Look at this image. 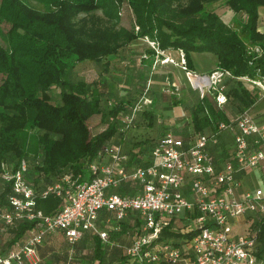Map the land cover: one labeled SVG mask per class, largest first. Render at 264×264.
<instances>
[{
    "label": "trees",
    "instance_id": "16d2710c",
    "mask_svg": "<svg viewBox=\"0 0 264 264\" xmlns=\"http://www.w3.org/2000/svg\"><path fill=\"white\" fill-rule=\"evenodd\" d=\"M33 1L48 10L40 12L25 0H0V105L4 109L0 112V208H10L8 197L12 194V186L1 178L2 162L7 155L22 157L28 154L19 144L26 129L44 133L37 136V149L42 151L39 153L42 169L38 176L45 177V181L61 174H85L104 145L118 136L122 138L121 121L117 117L127 108L120 104L107 113V129L95 136L91 134L88 122L93 116L102 114L108 87L106 84L105 87H91L84 82H71L69 71L80 62L101 63L118 54L124 46L147 38L160 52L182 51L188 71L195 70L191 53H211L218 59V70L234 78L264 79V33L258 30L259 8L264 7V0H225L235 14L233 27L213 10L222 0H185V3L184 0H105L109 3L107 14L124 3L132 11L138 32L123 31L121 34L111 30L86 32L75 28L73 20L77 15L96 10L104 0ZM241 12L247 15L246 21L237 18ZM156 53L151 51L153 57ZM53 87L61 90V105L52 102L50 91ZM236 92L233 90L232 94L244 105L253 102H246V96ZM204 111L205 106L200 105L194 116L198 132L208 124V118L202 117ZM211 111L217 118L218 113ZM111 116L115 117L112 122L109 121ZM146 145V142L134 144L141 152L131 154L132 162H138L142 152L151 148ZM26 158L34 159L32 155ZM31 176L29 170L27 178L33 184ZM137 188V184L127 182L113 192L131 195ZM61 206L62 200L53 195L37 202V208L47 215L54 214ZM108 217L112 214L100 213V228H104L102 225ZM249 218L254 216H247ZM255 219L251 234L259 241L256 254L259 263L264 264V217ZM34 225L29 221L18 222L15 226L0 223V229L8 230L10 237L7 243H2L0 257L16 250ZM126 228L123 226L120 233L111 232V239L122 235ZM198 233V229L181 232L166 228L159 241L189 240ZM58 238L67 242L63 232L44 239L39 247L41 264H67L69 260L71 264H128L119 247L103 244L92 233H86L75 244L72 255L57 250ZM90 239L93 247L84 253L83 245Z\"/></svg>",
    "mask_w": 264,
    "mask_h": 264
},
{
    "label": "built area",
    "instance_id": "2783aa9c",
    "mask_svg": "<svg viewBox=\"0 0 264 264\" xmlns=\"http://www.w3.org/2000/svg\"><path fill=\"white\" fill-rule=\"evenodd\" d=\"M182 66L187 70L185 60ZM222 77L223 73L217 72L211 77L195 75L191 80L207 79L210 89V80L217 83ZM255 84L262 88L263 99L264 79ZM205 86L208 85L196 87L202 96ZM142 103L152 102L145 99ZM142 103H137L133 111L137 112ZM113 120L111 117L110 121ZM133 122L134 116L127 117L121 133ZM234 127L238 130L234 153L224 169L217 172L210 146H218L221 134ZM126 142V137H122L104 145L89 165L87 175L65 174L43 189L27 178L30 160L2 164L1 178L12 186V194L8 197L10 208H0V223L15 226L29 221L35 225L16 250L0 257V264H41L39 247L48 235L56 232H63L70 245L86 233L97 235L103 244L109 245L110 232L98 226L102 211L113 215L116 225L111 230L115 232H120L122 224L135 215L137 235L124 248L128 264H261L256 254L259 241L254 235L233 237V221L247 215L264 217V188L243 191L236 181V174L245 170L264 172V122L256 120L250 109L243 110L232 123H220L190 145L171 133L165 134L144 165L130 167ZM40 160L38 156L33 162L39 164ZM123 182L137 184L136 192H113ZM51 195L60 198L62 206L47 215L37 208V202ZM187 212L190 229H198L199 233L181 245L159 241L171 220ZM106 222L110 224V218Z\"/></svg>",
    "mask_w": 264,
    "mask_h": 264
},
{
    "label": "rangeland",
    "instance_id": "374dc122",
    "mask_svg": "<svg viewBox=\"0 0 264 264\" xmlns=\"http://www.w3.org/2000/svg\"><path fill=\"white\" fill-rule=\"evenodd\" d=\"M25 1L29 6L40 12H46L48 10L36 1ZM185 2L186 1L184 0V3ZM108 6L109 3L104 0V3L99 4L96 10L77 15L73 20L75 28L86 32L111 30L117 34L124 33L123 31L132 32L133 30L138 32V28L134 27V17L127 3L117 6L116 9L110 11V14H107L109 12L107 11L109 8ZM213 10L216 11L227 25L233 27L232 20L235 14L226 4L225 0L216 3ZM237 18L241 19V21H246L247 15L244 12H241L237 15ZM151 51H157L156 57L152 56ZM166 54L168 56H166ZM182 57L183 55L181 51L175 50H170L164 55L153 42L147 38H142L124 46L118 54L103 59L101 63H94L90 60L78 63L71 71H69L68 79L71 82H84L91 87H105L106 84L109 87L102 102V114L93 116L88 122L91 134L95 136L107 129V113L111 111L113 106L119 105L122 101L130 103L132 106V104L142 103L145 99L151 100L156 98L155 103L151 108L153 109L152 113L154 115L153 127L149 126L148 119H144L141 122L132 123L131 127L127 128L124 133H121V136L126 137L127 143H129L128 149L131 150L134 144L140 142H146V146L150 147L169 129L187 135L188 138L192 137V128L188 121L190 105L193 103L195 105L201 100L200 96L202 95L199 94L201 92L196 88L197 86L194 87L199 90V92H190V88L182 87V80L180 79L185 78L187 80V78L190 79V77L192 78L195 76L190 75V73L187 74V71L182 69ZM196 60H200V58ZM151 61L152 64H149ZM198 64L200 65V61ZM173 81L177 83L176 86L172 85ZM183 81L186 82L185 80ZM188 83H190V80ZM176 87H178V89H176ZM205 87V93L210 94L212 99L217 96V92L222 93V91H228V87L227 90L218 87V90L220 91H209V85ZM257 88L261 93L262 88ZM60 92L61 90L58 87H53L50 91L52 102L55 105L62 104ZM174 96H177V98L184 103L182 109H170L169 106H171V100ZM255 100L258 101V95L255 96ZM257 105L260 107H258L257 118L261 119L259 122H264V99L259 100ZM3 110V106L0 105V112ZM129 110L130 109H126L124 112L129 113ZM122 126L123 125L120 126V132ZM43 134L44 133H40L35 129H26V132L21 134L19 144L22 149L24 148L25 151H27L28 156L32 155L34 158L40 156L39 153L42 151L37 149V136H43ZM118 138L120 139L121 137L119 136ZM129 138L130 140H128ZM27 155H22V157L7 155L2 164L16 165L21 159H27ZM41 169L42 163L37 164L30 161V170L32 171L31 181L38 187V189H43L45 186L58 181L60 177L62 178L64 175L61 174L60 177H53L52 179L45 181V177L38 176ZM254 172L256 178L255 181L264 177L263 171L257 170ZM75 177H78V175ZM250 185L251 188H259L262 186L257 182H253ZM132 219L135 218L132 217ZM256 220L257 219L251 218L247 220L242 219V221L236 223V228H238L237 233L243 235L251 234V228ZM247 221L251 223V226ZM123 225L128 228L129 225L132 226L129 219ZM252 229H254V227ZM178 230L181 231L182 229ZM7 231L8 230L0 229V247L2 246V243H7L10 238ZM126 237L130 240L129 236ZM56 247L57 250L63 254L68 251L69 254L72 255L76 245H70L68 242L65 243L63 239L58 238V240H56ZM83 247V252L88 253L89 250H91V247H93L92 239L85 242Z\"/></svg>",
    "mask_w": 264,
    "mask_h": 264
},
{
    "label": "crops",
    "instance_id": "0c3cea01",
    "mask_svg": "<svg viewBox=\"0 0 264 264\" xmlns=\"http://www.w3.org/2000/svg\"><path fill=\"white\" fill-rule=\"evenodd\" d=\"M258 30H259V32L264 33V7L259 8ZM181 53L183 55L182 60H185L184 53L183 52H181ZM164 55H165V53H164ZM166 56H168V55L166 54ZM199 58H200V60H196ZM191 59H192L193 64H194V68H195L194 71L185 70L181 65L182 69L184 71H187V74L190 73V75H192V76L193 75H201V76H205V77H211L214 73H217V72L223 73V77L217 83H215V81L210 80V82L212 83V85H211L212 88H210L209 91H211V90L220 91V90H218L219 89L218 87H222L221 89L225 88L227 90V87H228L229 92L228 91H226V92L222 91V93L217 92V96H215L214 99L211 98L210 94L205 93L203 96H200L201 100H199L195 105H194V103L190 105V115H189L188 121L191 124L192 134H193L192 137L188 138L187 135H183L181 133H178V131H173L172 129L167 130L165 132V134L171 133L177 139L184 141L186 143V145H190L191 143H194L201 135L211 133L217 127V125H219L220 123L229 124V123L234 122L237 119V117L239 116V114L245 109H250L252 115L254 116V118L256 120H258V121L261 120V119L257 118L258 110L260 108L257 104H258L259 100H262V99H260V91H258V88H257L259 86L255 84V82H257V81H252L248 78H234L229 73L218 70V59L214 54L203 53V54L199 55V53H191ZM199 61H200V65L198 64ZM188 79L189 78H187V80ZM180 80H182V82H181L182 87L190 88V92H194V91L199 92V90H197L194 87V85L192 84L193 81L191 80V77L189 79L190 83H188L189 80L187 81L185 78H182ZM183 80H185L186 82H184ZM175 81L172 82L173 86L177 85V83ZM200 84L208 85L209 82L207 80H204V81H201ZM143 88H145V87H143ZM176 89H178V87H176ZM108 90H109V87L107 89V92H108ZM233 90L237 91L236 93L241 95V96H243V95L246 96V98H245L246 102H249L250 100H253V102L250 103L249 105H244L243 103H241L238 100L239 98H237L235 95L232 94ZM241 91H244V93H242ZM199 94H201V93H199ZM256 95H258V101L255 100ZM155 99H151V100L148 99L152 102L151 104H148V105H144L142 103L139 106V109L137 112L133 111L136 104H132V106H131L130 103H126V102L122 101L123 103L121 102L120 105H122L123 107H126L127 110L128 109H130V110H129V113H125L124 111H126V110L121 111L118 114L117 119H119L121 121V125L123 124V121L127 117L134 116V122L135 123L141 122L144 119H148L149 120V126L153 127L154 115L152 113L153 109H151V108L153 107V105L155 103ZM217 99L220 100V102H218ZM183 105H184V103L181 100H179L177 98V96H174V97H172L171 106H169V107H170V109L175 110V109H182ZM200 105L205 106V111H204V113H202V117L208 118V124L205 125L202 129H199V132H198L195 121H194V116H195V113L197 111V108ZM113 107H115V106H113ZM211 110L217 112L219 117L217 116V118H215L212 115L213 112ZM111 117H113V119L115 118L114 116H111ZM110 118H109V120H110ZM237 134H238V130L236 127H234L231 130L224 131L220 136L218 146H212V145L210 146L209 150H210V152L214 158V163H215V167H216L217 172L222 171L224 169L225 163L231 159V157L234 153L235 137ZM118 137L116 139H118ZM116 139H113L112 142L115 143ZM128 140H130V138ZM156 142L153 143V145L151 146L150 149L145 150V152L143 151L139 161L138 162H132L130 164V167H136L138 165H144L146 163L145 159L147 158V155L149 156L151 154V151H152L153 147L155 146ZM128 145H129V143L126 142L125 151L130 156L132 153L141 152V150L136 149L134 146H133L134 149L133 148L131 150L128 149ZM257 170H259V169L245 170V171H242V172H239L236 174V181L241 183L243 191H248V190L254 191V190L258 189V187L251 188L250 184H252L253 182H257L258 184H261L262 186L259 188H264V177L262 179H258L257 181H255L256 178L254 176L255 175L254 171H257ZM87 173H88V171L85 174L87 175ZM126 183L127 182H123L120 185V187ZM34 186L37 187L36 185H34ZM133 194H131V195H133ZM133 216H135V215H133ZM133 216L128 218L129 221H131L132 226L129 225V228L127 227L126 231L124 233H122V235L118 236L115 240L111 239V232H115L114 230H111V228L114 225H116V222L113 218V215H112V217H108L111 220L110 224H107V222L105 221V223H103V225H102V226H104V228H101L102 230L106 229L107 231L110 232V244H109V246L110 247H117V248L119 247V249H121V251L125 257H126V255L124 253V248L126 246L130 245L133 238H135L137 235L136 230H137L138 225H137L136 220L132 219ZM247 216H250V215H247ZM247 216H244L238 220L233 221V227H234L233 237L234 238H238L239 236L243 235V234L237 233L238 228H236V223L242 221V219L247 220ZM105 219L107 220V218H105ZM128 219L125 222H127ZM251 219H255V218H251ZM247 222L249 223V221H247ZM123 224H122V230H123V226H125ZM249 224L251 226V223H249ZM169 229H175V230L182 229L181 232L189 231L190 230V213L187 212V213L180 215L179 217L173 218L171 220V226L169 227ZM120 232H115V233H120ZM126 236H129L130 240H128ZM169 240H170V242H172L174 244L180 243V245H181L186 239L182 238V239H169Z\"/></svg>",
    "mask_w": 264,
    "mask_h": 264
},
{
    "label": "bare ground",
    "instance_id": "6f19581e",
    "mask_svg": "<svg viewBox=\"0 0 264 264\" xmlns=\"http://www.w3.org/2000/svg\"><path fill=\"white\" fill-rule=\"evenodd\" d=\"M207 80V79H206ZM202 81H204V80H202ZM208 81V80H207ZM200 82L201 81H199L198 79H195L194 81H193V84H194V86H201V85H203V84H200ZM209 82V81H208ZM209 85V84H208Z\"/></svg>",
    "mask_w": 264,
    "mask_h": 264
}]
</instances>
